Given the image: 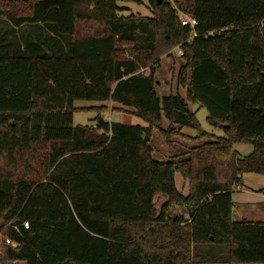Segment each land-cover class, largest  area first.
Instances as JSON below:
<instances>
[{
  "label": "trees",
  "instance_id": "trees-1",
  "mask_svg": "<svg viewBox=\"0 0 264 264\" xmlns=\"http://www.w3.org/2000/svg\"><path fill=\"white\" fill-rule=\"evenodd\" d=\"M117 1L130 0H0V232L15 244L5 259L264 264V222L234 220L231 198L243 173L264 175V0H175L192 29L166 0H147L151 16H120ZM83 5L109 14L83 15ZM173 48L185 96L160 98L155 67ZM75 100L111 101L144 125L73 124ZM188 102L224 136L204 132ZM162 114V133L186 127L205 141L153 159ZM171 203L187 209L185 224L167 215Z\"/></svg>",
  "mask_w": 264,
  "mask_h": 264
},
{
  "label": "rangeland",
  "instance_id": "rangeland-1",
  "mask_svg": "<svg viewBox=\"0 0 264 264\" xmlns=\"http://www.w3.org/2000/svg\"><path fill=\"white\" fill-rule=\"evenodd\" d=\"M116 5L119 7L117 14L120 16H127L129 14H140L142 16H151V11L148 7L147 0H130V1H117ZM93 5H83L79 8V12L87 16H106L109 14L107 8L98 10L93 9ZM90 27L93 29L96 24L93 21L77 23L78 31ZM6 25L0 24V30H4ZM41 31V30H40ZM16 37H19L20 32H15ZM22 46V43H19ZM182 60L179 57L178 48H173L170 52L162 54L159 57L157 67L153 75L154 88L157 95L161 98L169 94H179L185 96V88L177 84V72L181 65ZM143 73H148V69H143ZM73 106L76 111L73 113V124H89L96 116H101L107 121H116L125 124H144V122L134 116L120 112L119 106L111 101H96V100H75ZM188 109L195 113L196 119L200 128L216 137H223L224 132L221 128L214 127L206 121L207 111L204 107H200L195 103H187ZM100 111H102L100 113ZM168 127V121L161 115V122L158 128H154L152 132V158L157 161H163L173 155L183 154L185 150L193 145L200 144L205 139L195 138L197 132L193 129L182 128L179 134L166 135L161 132ZM234 149L239 154H247L251 151L249 144H234ZM242 185L235 187L232 190L231 198L233 201L232 218L234 220L247 219L251 221L264 222V192L258 191L264 188V175L255 173H243L241 175ZM174 183L178 190L183 194L187 193V184L183 182L178 173L174 174ZM154 207L158 212L164 203H167V197L163 194L156 195L153 199ZM187 209L171 203L169 210L166 211L170 217H178L181 225L185 224L187 217ZM3 223L0 221V229ZM0 245H2V253L4 255V247L6 245L5 239L1 236L0 232ZM209 264H222V263H209Z\"/></svg>",
  "mask_w": 264,
  "mask_h": 264
},
{
  "label": "built area",
  "instance_id": "built-area-1",
  "mask_svg": "<svg viewBox=\"0 0 264 264\" xmlns=\"http://www.w3.org/2000/svg\"><path fill=\"white\" fill-rule=\"evenodd\" d=\"M167 2H169L171 4V6L175 9L177 17L180 21L181 25L184 26H188L189 28H193L194 25L196 24V21L190 17L188 14L180 11L175 4V0H166ZM182 52L179 50V55H181ZM6 243H9L11 246H15V244L13 242H9L8 240H5Z\"/></svg>",
  "mask_w": 264,
  "mask_h": 264
},
{
  "label": "crops",
  "instance_id": "crops-1",
  "mask_svg": "<svg viewBox=\"0 0 264 264\" xmlns=\"http://www.w3.org/2000/svg\"><path fill=\"white\" fill-rule=\"evenodd\" d=\"M111 121V120H110ZM144 125V124H143ZM198 145V144H197ZM194 146V145H193ZM234 148V146H233ZM239 153V152H238ZM241 154V153H240ZM248 154V153H247ZM241 155H246V154H241ZM262 188H260L258 191H260ZM261 192V191H260ZM233 210V208H232ZM2 245H0V264H23L21 261H8L5 259L3 253H2Z\"/></svg>",
  "mask_w": 264,
  "mask_h": 264
}]
</instances>
